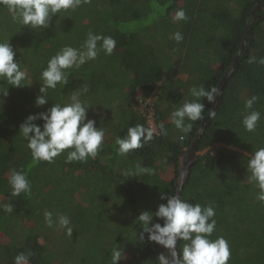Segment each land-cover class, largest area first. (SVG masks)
<instances>
[{
  "label": "trees",
  "instance_id": "1",
  "mask_svg": "<svg viewBox=\"0 0 264 264\" xmlns=\"http://www.w3.org/2000/svg\"><path fill=\"white\" fill-rule=\"evenodd\" d=\"M261 2L88 0L76 9L61 10L52 17L48 28L35 30L15 23L8 10L0 6V41L9 39L14 59L20 61L32 83L16 88L0 81V88L8 87V95H0V195L4 193L0 205L11 203L13 207L11 212L0 208V264H15V257L21 253L28 257L29 264H78L80 257H72L77 248L72 251L71 246L78 238L73 224L83 227L81 219L93 213L97 200L107 201L112 191L120 195L117 204L128 203L131 210L124 211L123 207L116 217L122 223H115L113 228L100 221L96 230L100 233L107 227L112 244L108 245L110 251L108 246L97 250L94 264H112L113 248L124 253L117 264H159L160 254L169 255L147 239L136 218L142 211L155 212L161 203H166L161 199L162 193L175 194L179 153L190 144L202 122L186 121L192 129L183 133L171 122L170 114L175 107L194 99L190 94L192 87L208 90L218 86L232 68L247 23V40L221 89L213 109L215 115L199 137V154L180 197L192 204H213L216 229L210 238L227 240L231 253L228 264H264V202L257 199L259 188L249 179L251 173L246 167L254 151L264 148V64L259 62L264 58V7L258 16L251 15ZM178 9H183L188 19L174 23L172 18ZM90 31L113 37V53L105 55L101 50L96 59L80 69H69L67 84L48 89V102L36 106L42 83L40 74L47 61L64 46L80 47ZM178 31L183 35L180 42L174 39ZM253 57L255 60L249 62ZM85 85L88 91L80 99L91 105L87 116L105 132L97 156L83 162H66L69 150H65L52 162L34 161L27 141L19 134L20 125L29 114L46 111L55 103H68L70 95ZM151 94L155 96L151 106L157 135L142 148L119 154L117 136L124 138L127 129L137 124L148 127L145 114L136 106L139 99L144 102ZM252 96L258 99L252 109H245V101ZM202 102V115L206 116L212 103L206 98ZM253 110L260 112V120L256 129L249 132L242 120ZM36 123L42 125L43 121ZM160 124L167 130L165 135L159 134ZM137 165L152 172L139 177L123 175L134 172ZM11 169L27 174L30 193L10 195ZM37 201L51 203L54 215V210L67 213L72 222L71 237L75 236L68 246L56 242L49 245V236L36 228L34 213H41L34 206ZM41 210L43 213L44 207ZM25 212L35 217L34 223L27 221L32 224L30 227L22 218ZM53 220V227L60 228L58 219ZM155 222L163 225L161 219L153 217L151 223ZM92 241L95 244L99 240ZM185 243L177 242L178 253L182 254Z\"/></svg>",
  "mask_w": 264,
  "mask_h": 264
},
{
  "label": "clouds",
  "instance_id": "2",
  "mask_svg": "<svg viewBox=\"0 0 264 264\" xmlns=\"http://www.w3.org/2000/svg\"><path fill=\"white\" fill-rule=\"evenodd\" d=\"M82 2L88 0H0V6L5 7L11 15L12 20L22 26L31 29L49 27L51 19L61 10L76 9ZM173 22L186 21L188 17L183 9H178L173 16ZM176 42L183 40L181 32L174 33ZM99 42V47H98ZM116 46V41L111 36H103L89 32L86 39L78 48L64 46L48 61L46 67L40 74V94L35 99L36 106L45 105L48 102V89H57V85H66L68 82V70L80 69L85 63L96 59L102 50L105 55H111ZM15 52L9 43V39L0 41V81L8 86L23 87L30 86L26 70L20 67V61L14 59ZM253 57L249 62H253ZM264 64V58L259 61ZM87 85L79 91H74L66 104L55 103L46 111L29 114L19 127V134L27 141V147L31 151L34 161L52 162L54 158L69 150L66 162L86 161L89 157L95 158L104 140L105 132L96 126V121L89 119L87 110L91 106L83 102L80 97L87 93ZM190 94L194 98L175 107L171 112V122L183 133L192 129L191 123L186 121L203 120L202 113L205 110L203 98L208 103H214L220 90L212 86L206 90L205 87H192ZM0 95H8V87L0 88ZM258 98L252 96L245 101V109H252ZM215 111H209L211 118ZM43 121L42 125L36 121ZM260 120V112L250 111L243 117L242 124L246 131L252 132L256 129ZM159 134L165 135L167 130L163 124L159 126ZM157 135L156 128L145 127L137 124L127 129L124 138L117 136L115 144L118 145V153L126 155L130 151L142 148L153 140ZM247 171L251 173L249 179L256 183L259 188L257 199L264 202V148L254 151L247 161ZM152 169L137 165L134 172H125L123 175L139 177L141 174H150ZM8 184L11 187L10 195L19 197L22 193L28 194L31 185L24 171L10 170ZM161 203L155 212L144 210L136 218L143 226V233H147V239L162 245L170 255L160 254L157 258L159 264H228L231 253L227 240L218 237L215 240L210 237L216 229L215 210L212 203L202 206L199 203L192 204L182 200L180 195L161 194ZM6 212L13 210L11 203L0 205ZM45 222L48 227L56 223L51 212H45ZM153 217L163 220L151 223ZM58 226L64 228L69 236L73 229L66 215H60ZM143 233L140 238L143 239ZM185 241L182 254L177 252V242ZM124 256L122 249L113 248L111 252L112 264H117ZM28 257L23 253L15 257V264H27Z\"/></svg>",
  "mask_w": 264,
  "mask_h": 264
},
{
  "label": "rangeland",
  "instance_id": "3",
  "mask_svg": "<svg viewBox=\"0 0 264 264\" xmlns=\"http://www.w3.org/2000/svg\"><path fill=\"white\" fill-rule=\"evenodd\" d=\"M139 95H140V92H137L138 97H139ZM154 98H155V96L153 94H151V96L148 99H146L144 102H140V99H139V103L136 106V108L140 112H143V114H145L148 127H150V126L154 127V128H156V131H157V124L154 121L153 108L151 106V104H152L151 102L154 100ZM218 146H219V144H215V147H218ZM102 164H104L103 161H102ZM124 171H122V172H124ZM65 177H67V176H65ZM2 195H4V193H2L0 195V198L3 197ZM118 196L120 197V195L118 193H116V191H112L111 193L109 192V199L107 201L99 202L97 200V205L96 206L94 205L95 208H94L93 213H89L88 215L84 216L83 219H81L82 224H84L83 227H79L77 224H73L75 226V228L77 229V233L75 234V236H77L78 238H77L76 243L74 244L77 247H75L73 245L71 246L74 248L72 251H75V248H77V250L75 251L76 254H74L72 257H74V258L80 257V261L78 264H94L95 256L97 257V255H96L97 250L98 249L102 250V246L105 247V246L112 244L111 243V236H110V234H108L109 233L108 228L106 227V230H102V232H100V233L96 230V228L98 225L100 226V221L108 222L107 226H111L113 228L112 225H115V223H119V221L122 223L121 219H119V218L116 219V217L121 213V209L124 207V211H130L131 210V209L129 210L130 205H127L128 203L127 204L125 203L122 205L117 204V200L119 199ZM83 204H84V206L86 205V203H83ZM34 206H37L41 211V213H39V212L34 213V216L36 217V220L38 221V225L36 226V228L38 230L40 229L42 233L44 232V235L46 237L49 236V239L47 238V241L50 240L49 245L56 242V243H60L61 245L66 244V246H68L69 240L72 242L74 241L75 236L71 237L72 235L69 236L67 234V232L63 233L64 232L63 228H56L55 229L54 227H48L47 224L45 223L44 214L46 211L51 212L52 217L53 218L55 217L56 219H58L59 216L62 215V214H60V212H57L56 210H54L55 211V215H54V212L52 211V208L54 209V206L51 207V203H49V202L40 203L37 201L34 204ZM81 206H83V205L81 204ZM43 207L45 209V211L43 212L44 214L42 213V210H41ZM152 210H153V208H152ZM101 213H102V217H100ZM27 215H28V213L25 212L22 218L25 222V225L30 227L32 224H30V225L27 224V221L29 220L32 223H34L33 220L35 219V217L33 216L32 213L29 214L30 216L29 215L27 216ZM66 215H67V213H66ZM38 216H40V217H38ZM67 217H69V216H67ZM37 218H39V219H37ZM71 223L72 222L70 221V224ZM121 225L123 226V224H121ZM91 227L93 228L92 231H90ZM54 229H55V231L53 232ZM122 231H124V229H122ZM128 236H130V235H128ZM124 238H125V240H128V242L130 241L127 236H124ZM41 239L44 240L43 237H41ZM91 239L92 240L98 239L100 242L98 241V243L93 244V241ZM126 245L130 246V242L129 243L126 242ZM71 247H70V249H71ZM110 248L111 247L108 246L109 251H110ZM89 256H91L90 259H88ZM27 264H29V263L27 262Z\"/></svg>",
  "mask_w": 264,
  "mask_h": 264
},
{
  "label": "water",
  "instance_id": "4",
  "mask_svg": "<svg viewBox=\"0 0 264 264\" xmlns=\"http://www.w3.org/2000/svg\"><path fill=\"white\" fill-rule=\"evenodd\" d=\"M263 7H264V0H262V2L259 5L256 6V8L251 12V15L255 14V16H258L257 13ZM248 31H249V23L246 24V33H245V36H244V41H243V43L241 45L240 50L238 51V53L236 54L235 58L233 59L232 68L225 73V75L223 76L222 80L220 81V83L217 86L219 88L220 92H221V89H222L226 79H227L228 74L234 68V66L236 64V61L238 59V56H239L240 52L242 51V49H243V47L245 45V42L247 40ZM218 100H219V95L216 96L215 102L212 103L211 111H213V109L215 108ZM208 114L202 120L200 128L198 129L195 137L191 140L190 144L187 147L183 148L180 151V153H179V156H178V162H179L178 163V175H177V178L175 179L176 191H175L174 195H177V194L180 195L181 194L183 185L185 184V182L188 179L189 172H190V167L195 162V160H196V158H197V156L199 154L198 150H197V144H198V140H199L200 135L202 134V132L204 131L205 127L207 126V124L210 121V116H208ZM158 249L159 250H163L165 248L162 245L158 244ZM177 252H178V250H177ZM169 255H170V253H169Z\"/></svg>",
  "mask_w": 264,
  "mask_h": 264
}]
</instances>
